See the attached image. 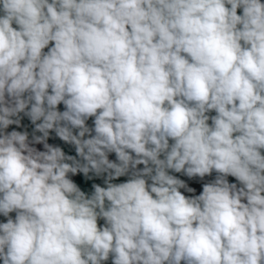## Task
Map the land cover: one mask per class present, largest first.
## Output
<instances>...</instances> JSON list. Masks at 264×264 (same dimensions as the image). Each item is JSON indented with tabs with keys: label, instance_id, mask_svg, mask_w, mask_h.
<instances>
[{
	"label": "clouds",
	"instance_id": "1",
	"mask_svg": "<svg viewBox=\"0 0 264 264\" xmlns=\"http://www.w3.org/2000/svg\"><path fill=\"white\" fill-rule=\"evenodd\" d=\"M0 264H264V0H0Z\"/></svg>",
	"mask_w": 264,
	"mask_h": 264
}]
</instances>
